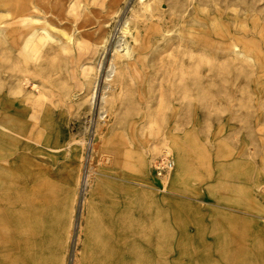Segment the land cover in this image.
<instances>
[{"label":"rangeland","instance_id":"1","mask_svg":"<svg viewBox=\"0 0 264 264\" xmlns=\"http://www.w3.org/2000/svg\"><path fill=\"white\" fill-rule=\"evenodd\" d=\"M145 2L125 29L137 0H0V264H53L32 240L64 234L82 175L95 263L264 264V0ZM122 32L100 108L89 64Z\"/></svg>","mask_w":264,"mask_h":264},{"label":"bare ground","instance_id":"2","mask_svg":"<svg viewBox=\"0 0 264 264\" xmlns=\"http://www.w3.org/2000/svg\"><path fill=\"white\" fill-rule=\"evenodd\" d=\"M131 2L133 0H130ZM146 0H137V6L133 7V11L129 13L127 10L122 13V22L124 25V28H128V24L131 21H134L138 19L142 14L151 13L150 10V4L149 2H145ZM130 4V3H129ZM36 7L33 5L32 9H35ZM26 9L25 6L17 4L16 11L18 13V21H23L26 18V15L23 16V11ZM158 11L160 12V8H158ZM53 17V16H52ZM54 20H60L59 17L52 18L51 20H46L47 23L52 26L56 27L54 25ZM102 24V22H99V25ZM98 25V27H99ZM101 30V27H99ZM100 33H102L100 31ZM80 40L76 41V45L78 48H80L81 44L79 43ZM99 43H101V48L97 53L95 54V58L92 60V63L89 64L90 67L95 69V73L98 75V80L95 81L91 87L90 94L92 96V99L94 102H96V105L99 107L103 106L104 103L108 99V92L110 91V86L107 83L108 80L112 77V74L116 72V67L118 63L122 62V58L127 54V52L130 49V43H128V39L126 36H124V33L121 34H114L110 37L101 34L99 37ZM179 46L181 48H185L186 46L183 45L181 42L179 43ZM64 49L68 50V52H72L71 46L69 44L64 45ZM24 61L25 65V71L27 70L30 72L29 64H30V58L27 56L26 59L22 60ZM14 65L17 67V70L20 69L21 61L19 60L18 56L15 57ZM40 70V69H39ZM40 72H42L40 70ZM106 82V84H105ZM71 85V83L69 84ZM100 107V108H101ZM19 137H22V134L17 133L16 134ZM49 137L55 138L54 133H48ZM79 144L81 142L72 141L70 142V147L73 149L75 144ZM92 141L88 144V149L85 154L86 159L90 158L91 155V146ZM72 160L75 162L78 158V154H73ZM134 171H138V166L133 165ZM42 187V186H40ZM50 188V187H49ZM86 188H87V180L86 176L82 175L80 177L79 183L75 187L71 189V193L66 196V207L64 208V213L67 214V224H66V230L64 234L56 239H34L32 240L34 243L39 244H46L52 251H50L52 255L53 264H102V260L100 262H94L92 259L93 257L90 254V246L88 239L85 238L84 234V228L82 219L85 214V208H86ZM35 189H38L36 186ZM41 190V189H40ZM6 197V196H4ZM9 198L6 197V201ZM200 202L203 200L196 199ZM9 200L8 202H5L6 204H11ZM204 203H208L206 201H203ZM2 248L0 247V250ZM141 252V247L139 245H135L133 247V252L131 254V257L133 258L132 263L137 264L139 261ZM125 255H122L121 259H124ZM118 259V258H117ZM129 264V263H127Z\"/></svg>","mask_w":264,"mask_h":264},{"label":"built area","instance_id":"3","mask_svg":"<svg viewBox=\"0 0 264 264\" xmlns=\"http://www.w3.org/2000/svg\"><path fill=\"white\" fill-rule=\"evenodd\" d=\"M171 167V164L168 163L166 160H158L157 163H155V169L157 172H161L163 170H166Z\"/></svg>","mask_w":264,"mask_h":264}]
</instances>
